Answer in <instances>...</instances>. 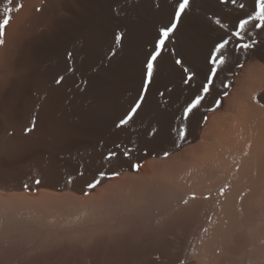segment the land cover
Returning <instances> with one entry per match:
<instances>
[{
    "label": "bare ground",
    "instance_id": "6f19581e",
    "mask_svg": "<svg viewBox=\"0 0 264 264\" xmlns=\"http://www.w3.org/2000/svg\"><path fill=\"white\" fill-rule=\"evenodd\" d=\"M179 2L0 0V21L9 19L0 37V185L15 191L33 180L51 188H79L98 179L91 174L132 165L143 153L165 150L179 137L182 140L196 131L203 109L229 86L238 65L251 56L264 59V41H252L260 36L264 20L256 18L260 12L257 0H189L163 48H157L159 29L174 21ZM235 2L256 11L241 29L242 38L230 30L241 24L249 11H234L231 5ZM196 7L206 11L208 19L193 11ZM117 34L122 37L119 43ZM225 40L228 43L217 52ZM242 42L250 47H243ZM155 51L160 55L149 79L146 62ZM214 54L216 64L211 63ZM221 55L223 64L219 63ZM241 76L233 93L236 99L226 105L238 124L231 127L225 123L227 128H221L210 121L205 136L218 137L217 141L227 138L240 124L252 125L264 116L254 103V98L264 101V69L254 63ZM203 84L206 93L201 92ZM200 97V103L180 122L183 107ZM121 120L127 123L121 124ZM204 145L195 149L204 150ZM195 149L186 150L179 158H188ZM103 162L108 165L106 171L96 170ZM176 169L173 161L160 166L156 174L171 177ZM145 186L154 191L148 182ZM2 196L0 210L18 211L35 219L37 224L30 233L37 239L50 229L58 231L60 221L54 216L72 217L84 226L96 212L97 203L90 201L75 205L67 199L47 203L41 198L20 203ZM134 233L99 237L96 244L133 245L143 239L142 234ZM149 240L155 249L166 250L175 245L177 237L174 230H167ZM70 246L74 244L63 243L32 259L55 258L53 264H65L61 255ZM22 262L15 258L11 264Z\"/></svg>",
    "mask_w": 264,
    "mask_h": 264
},
{
    "label": "rangeland",
    "instance_id": "374dc122",
    "mask_svg": "<svg viewBox=\"0 0 264 264\" xmlns=\"http://www.w3.org/2000/svg\"><path fill=\"white\" fill-rule=\"evenodd\" d=\"M231 6L236 12L248 10L238 2ZM193 11H199L203 18L209 17L197 7ZM248 11L243 21L256 14L255 10ZM241 24L230 30L238 38L244 37L241 29L247 27ZM262 32L252 41H264V26ZM258 59L251 56L240 63L229 86L203 109L196 131L182 140L179 137L165 150L145 152L132 165L119 166L113 172L106 171L107 163H100L96 170L102 168L107 173L89 175H96L98 179L79 188L70 184L51 188L39 182L14 191L0 185L2 198L10 196L20 203L41 198L47 203L61 199L75 205L97 203L95 217L89 224L78 225L72 217L54 216L60 221L58 231L50 229L46 236L39 237L41 240L32 235L31 227L37 224L33 217L0 210V264H11L15 258L23 261L22 264H53L55 258L43 259L44 262L32 258L53 251L63 243L74 244L61 255L65 264H172V261L176 264H264V116L252 125L235 127L227 138L223 136V142L224 138L217 141L218 137L205 136L210 121L221 128H227L228 123L231 127L238 124L226 105L236 99L233 94L238 90L236 81L242 79L249 65L257 63L264 69V59ZM205 89L203 84L201 92L206 93ZM201 97L183 107L178 116L180 122L186 120ZM254 103L264 111V101L257 102L254 98ZM199 144H205L206 148L195 149ZM190 149H195L191 157L189 154L186 159L179 158ZM173 161L177 164L173 176L156 174L160 166ZM146 182L154 191L146 190ZM33 183L32 180L22 186ZM167 230L175 231V245L166 250L155 249L149 237ZM134 232L142 234L143 239L133 245L96 244L99 237Z\"/></svg>",
    "mask_w": 264,
    "mask_h": 264
},
{
    "label": "snow or ice",
    "instance_id": "6c2138e0",
    "mask_svg": "<svg viewBox=\"0 0 264 264\" xmlns=\"http://www.w3.org/2000/svg\"><path fill=\"white\" fill-rule=\"evenodd\" d=\"M257 5H258V7L260 9V12H259V14H258V16L256 18L260 19V20H264V0H257ZM188 6H189V0H180V2L178 4V7H177V9L175 10V13H174V21L171 23L170 26H164V27H161L159 29L160 39L157 42V48H163L165 40L168 38L169 33L172 32L176 28L177 23L180 20L181 14L185 11V9L188 8ZM241 7H243V5H241ZM246 23H247V21H243L242 24H241V27H243V25L246 24ZM8 24H9V19L8 18H5L2 21H0V37H2L4 35L3 29ZM237 35H238V33H237ZM121 38L122 37H121L120 34L116 35L117 43H119ZM2 42L3 41L0 40V43H2ZM227 43H228V41L225 40L223 43L219 44L217 46L216 51L219 52L220 50H222ZM243 47L247 48V47H250V45L245 44V45H243ZM159 55H160V52L159 51H155L154 54H152L150 56V58L147 60V62H146V72H147V76H148L149 79L152 77V74H153V69H154V63L153 62L157 59V57ZM176 63L180 64L181 61L177 60ZM211 63H213V64L217 63V58H216L215 54L213 55ZM219 63L220 64L224 63V58H223L222 55L219 57ZM185 71H187V69H185ZM211 72H212L213 75H215L216 69L212 68ZM189 79H191V75H189ZM205 91H207V89H205ZM198 102L199 101H197V103ZM138 107H139V104L136 105V108H138ZM192 107H195V105H193ZM135 110L136 109L134 108L132 111L135 112ZM189 111H191V109H189ZM130 118L131 117L129 116V119ZM120 123L121 124L127 123V120H121ZM37 183H39V181H37Z\"/></svg>",
    "mask_w": 264,
    "mask_h": 264
},
{
    "label": "water",
    "instance_id": "95a60500",
    "mask_svg": "<svg viewBox=\"0 0 264 264\" xmlns=\"http://www.w3.org/2000/svg\"><path fill=\"white\" fill-rule=\"evenodd\" d=\"M36 183H37V182H35L34 184H36ZM34 184H33V185H34ZM33 185H32V186H33ZM21 188H30V187L22 186V187H17V188H14V189H21Z\"/></svg>",
    "mask_w": 264,
    "mask_h": 264
}]
</instances>
